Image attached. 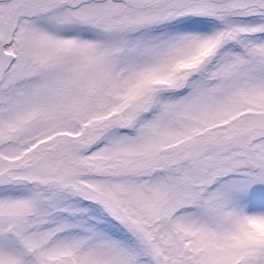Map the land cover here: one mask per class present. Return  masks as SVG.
Returning <instances> with one entry per match:
<instances>
[{
    "label": "snow or ice",
    "instance_id": "6c2138e0",
    "mask_svg": "<svg viewBox=\"0 0 264 264\" xmlns=\"http://www.w3.org/2000/svg\"><path fill=\"white\" fill-rule=\"evenodd\" d=\"M0 264H264V0H0Z\"/></svg>",
    "mask_w": 264,
    "mask_h": 264
}]
</instances>
